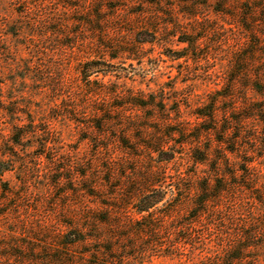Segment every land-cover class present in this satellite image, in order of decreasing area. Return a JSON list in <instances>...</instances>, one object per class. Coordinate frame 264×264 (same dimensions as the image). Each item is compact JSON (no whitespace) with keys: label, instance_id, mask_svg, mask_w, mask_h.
I'll list each match as a JSON object with an SVG mask.
<instances>
[{"label":"rangeland","instance_id":"374dc122","mask_svg":"<svg viewBox=\"0 0 264 264\" xmlns=\"http://www.w3.org/2000/svg\"><path fill=\"white\" fill-rule=\"evenodd\" d=\"M146 34L153 36V43L138 44L139 35ZM186 38L198 40L188 52V45L182 43ZM130 51L135 56L126 53ZM183 53L188 59L175 60ZM113 56L118 59L112 60ZM91 60L106 62L105 70L111 72L106 78L92 77V81L100 79L94 85L80 78L82 67ZM235 78L239 81L233 88L230 81ZM257 81L264 88V0H0L4 101L29 119L57 118L53 136L27 143L37 149L25 155L14 151L19 165L5 175L6 188L29 195L20 200L10 197L9 204L0 208V264H55L52 257L68 231L66 226L94 227L102 218L108 224L98 225L99 232L91 235L101 233L116 241L74 248L70 252L75 258L68 260L75 264H192L190 260L195 259L197 264L210 252L213 264H224L233 250L245 244L250 249L242 264H264V122L252 120L245 128L235 145L242 155L229 154L227 163L217 164L214 179L229 193L219 201L217 211L197 225L192 224L194 202L199 185L209 177V167L197 170L189 165L188 175L195 172V176L187 177L181 186L191 192L180 193L173 201L170 192L162 189L168 192L166 199L151 211L149 220L139 221L134 204L139 195L152 190L148 172L153 155L137 151L145 158H126L115 131L108 129L111 133L104 139L92 128L93 110L101 108L118 126L158 127V122L146 120L152 113L156 119L167 118L161 133L180 131L181 125L169 128V118L177 119L170 100H182L181 116L194 123V110L215 92L225 96L235 90L241 95L247 92L249 99L244 102L255 104L260 97L251 85ZM98 89L154 94L157 100L164 96L167 112L138 111L132 118L117 112L116 107L126 103L123 100L107 96L100 98L101 104L93 100L90 94ZM232 105L225 102L221 109ZM1 117L7 119L2 112ZM8 122L0 121V140L5 143L11 136ZM50 138L57 145L53 151L43 147ZM205 146L219 145L209 137ZM178 152L189 161V148ZM216 156L224 157L223 153ZM49 160L56 161L51 165ZM247 162L254 163L249 167ZM175 169L160 168L158 180L165 182L161 176ZM226 174L238 177L227 181ZM62 177L67 179L65 184L59 182ZM2 191L0 186V195ZM151 224L158 232L146 239L140 230ZM245 236L249 240L242 243ZM113 248L115 252L107 251Z\"/></svg>","mask_w":264,"mask_h":264},{"label":"trees","instance_id":"16d2710c","mask_svg":"<svg viewBox=\"0 0 264 264\" xmlns=\"http://www.w3.org/2000/svg\"><path fill=\"white\" fill-rule=\"evenodd\" d=\"M138 44H147L153 43L151 39L153 36L150 35H139ZM183 44H187L188 48L185 52L190 51L196 47L198 44V40L194 38H186L182 41ZM120 50V48H119ZM184 52V53H185ZM129 55H134L131 51L126 52ZM179 54L176 56L175 60H183L188 59L187 54ZM135 56V55H134ZM112 60L118 59L116 56L111 57ZM106 62H101L98 60H91L86 63L81 71V82L89 83V84H97L100 79L96 78V80H91L92 77H99L103 75L104 78L111 75V72L105 70L108 68V64ZM242 80V79H241ZM239 79H233L230 81L231 86L235 87L236 83H238ZM252 90L256 93L260 100L255 102V104L251 105L249 103H245L244 101L249 99L248 93L244 92L241 95L239 90H235L230 96H225L220 94L221 92H215L210 100L207 103L192 113L195 118V122L192 123L190 121L184 120L182 115V110L180 108V104L182 100L178 98L175 100H170L173 103L172 106H176L173 110L177 119L174 121L173 118H169L171 122L169 124V128L173 129L174 125H181L182 130H171L165 133H161L160 131L167 128V118L163 120L156 119L152 113L146 119L151 122H158V127H152L150 125L145 126H133V125H117L116 120H110L106 118V115L109 113L101 108H97L93 110L94 113V121L92 122V128L99 134L101 138L109 135L111 130L117 133L116 142L120 144L121 149L123 150L124 156L126 158H131L133 160L144 159L145 157L137 154L141 151L149 152L153 155V166L149 170V178L153 179L152 190H146L142 195L137 197L135 202V207L138 215L141 216V220L146 221L149 220L151 216V211L156 208L160 203H162L166 199V194L168 192H163L162 189H167L170 192L173 201L176 200L180 193H187L191 190H186L182 188L181 183L186 180V178L192 179L195 176V172L193 175H188L187 170L188 166L192 165L197 170L202 167H209V177L207 180H203L198 187V194L195 198L194 202V211L196 212V216L192 219V224L197 225L200 222V219H205L217 211L218 203L221 199L224 198L225 195L229 193V189L219 187L216 180L214 179L217 164L227 163V157L229 154L234 156L242 155L243 151H237L235 148L236 143L241 141L245 132V128L248 124L255 120L258 123L264 122V88L260 84V81L254 82L252 85ZM241 95V96H240ZM93 100H96L98 104H101L100 98L103 96H107L108 98H112L114 100H123L126 103L116 107L117 112L125 115H130V117L134 118L138 111H157L166 113L167 112V98L162 96L160 100H157V97L153 95H143L139 93H121V92H107L104 89L93 90L90 94ZM0 112H2L7 119L0 118L1 120L9 121L8 123L12 126L10 141L4 142V140H0V186H3V191L0 195V208L7 206L11 199L10 197H14V199L24 198L28 193L20 192V194H13L10 190H8L7 184L5 183V175L12 173L19 163L16 161L17 154H14V151H18L19 154L25 155L28 151H32L37 149L38 146H27V143L30 141H34L40 138H47L53 136V121L56 122L57 118H51L52 120H39L36 121L35 118L29 119L26 114L23 112H19V110H11L10 103H6L4 100L6 99L2 92H0ZM225 102H230L233 105L226 107L225 109H221V105ZM18 117H21L22 120H19ZM43 125L48 126V128H42ZM107 129V130H106ZM111 129V130H108ZM141 133L142 136H136L137 133ZM209 137H213V142L217 143L219 146L217 148L206 147L205 142ZM1 139V138H0ZM165 139V140H164ZM144 140V144H139L137 142ZM50 138L49 142H46L43 147L47 151H53L54 147H56V142ZM232 144L234 146H232ZM186 149L189 148L190 156L189 161L187 162L184 158H182V154L178 152V149ZM100 149H105L101 147ZM243 149V147H242ZM216 153H223L224 157L220 158L216 156ZM241 153V154H240ZM46 153L41 155L40 160L46 158ZM56 161V160H54ZM54 161L49 160V164L54 165ZM212 162L214 164H212ZM254 162H247V166L252 167ZM28 165V163H27ZM175 167L174 172L164 173L161 177L164 178L165 182L158 180V172L157 170L166 169L167 167ZM241 164H237V168L240 169ZM244 171V170H243ZM230 177V179L228 178ZM234 177L238 176H229L225 175L227 181H230ZM147 178V177H146ZM143 177V180H146ZM59 182L65 184L67 179L62 177L59 179ZM251 191V190H250ZM2 197V198H1ZM256 201L259 200L256 198ZM100 201L101 198H100ZM108 208L112 209L115 206L106 205ZM119 209V208H117ZM2 214H0L1 216ZM7 215V212H5ZM107 218H102L101 220L97 219V224L100 226L101 224H108ZM134 225L139 223L137 221L133 222ZM191 224V225H192ZM70 225V224H69ZM90 227L88 224H83L79 227H74L72 225L66 226L68 231L62 234L58 250L56 255L52 257L55 264H75L71 260H68L70 257L75 258L74 255L70 252V250L74 248L84 247L89 245L90 242L100 243L101 246L109 242H115L116 238L111 237L109 239H105L102 237V234L99 235H91L94 232H99L101 227L99 226ZM114 227L113 225H111ZM139 232V231H138ZM158 232V229L154 225L145 226L140 230V233L144 238L153 237L154 234ZM249 237L245 236L242 238V243L247 242ZM185 241H189L186 239ZM188 246H192L191 244H186ZM179 247L175 248L178 249ZM233 249V248H232ZM250 245L244 244L243 247L237 248L234 251L233 256L230 255L228 260L224 262V264H242L246 263L243 255L246 251H249ZM180 250V249H178ZM101 251H106L105 248L101 247ZM108 252H115L116 250L108 249ZM65 253V254H64ZM100 252H97L99 255ZM84 257L88 254L82 253ZM200 261L197 264H213V254L206 253L201 256ZM93 259L96 256L92 257ZM192 264L196 263V260H190ZM98 264V263H94ZM187 264V263H181Z\"/></svg>","mask_w":264,"mask_h":264}]
</instances>
